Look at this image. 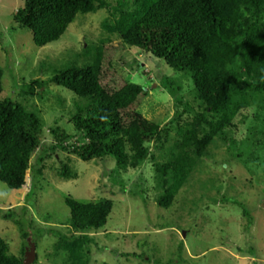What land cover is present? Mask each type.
I'll return each instance as SVG.
<instances>
[{
  "label": "rangeland",
  "instance_id": "374dc122",
  "mask_svg": "<svg viewBox=\"0 0 264 264\" xmlns=\"http://www.w3.org/2000/svg\"><path fill=\"white\" fill-rule=\"evenodd\" d=\"M24 1L0 0V67L4 71L0 98L10 93L18 100L27 98L26 105L44 117L46 133L31 159L23 187L14 189L0 181V234L10 252L22 256L27 242L26 250L35 244L36 257L30 264L67 262V255L55 244L59 233L75 234L65 202L71 196L84 203L104 198L114 203L107 224L88 232L93 240L90 264H264V110L254 106L245 112L250 114L246 123L230 134L237 139L236 144L215 138L171 205L160 206L158 197L164 188L156 165L167 160L174 142L181 138L175 123L168 124L177 105L163 79L170 78L174 88H180L177 93L183 101L196 108L199 103L192 78L175 71L165 60L124 44L118 34L109 33L104 23L111 19L113 7L78 14L59 40L39 47L32 31L13 19ZM102 38L111 39L103 48L104 80L115 86L128 82L144 86L145 91L128 109L162 126L161 138L149 144L151 156L137 168L120 170L110 156L83 161L60 149L55 154L48 151L56 141L49 131L55 123L72 133L69 143L80 138L69 118L76 103L83 104L84 99L53 83L46 87L43 99L19 94L24 82L47 79L69 62L82 65L85 50ZM261 97L264 94L258 96V103ZM183 119L191 120L192 116L185 113ZM44 153L39 165L38 156ZM63 162L71 165L77 178L59 174ZM41 167L42 174H37ZM234 201L251 212L250 230L246 229L243 207ZM8 210L21 219L29 233L27 241L13 219L3 218Z\"/></svg>",
  "mask_w": 264,
  "mask_h": 264
},
{
  "label": "trees",
  "instance_id": "16d2710c",
  "mask_svg": "<svg viewBox=\"0 0 264 264\" xmlns=\"http://www.w3.org/2000/svg\"><path fill=\"white\" fill-rule=\"evenodd\" d=\"M110 7L111 19L104 23L109 33L118 34L128 46L165 60L175 71L186 72L194 84L196 108L183 101L177 93L180 88L175 89L170 78L163 79L177 105L168 124L175 123L181 136L167 160L156 165L164 188L158 204L169 207L215 138L236 144L237 139L230 134L246 123L250 114L245 112L257 106L264 110V97L256 101L264 94V0H25L13 19L31 30L34 43L42 47L59 40L78 14ZM110 41L102 38L92 49L87 48L82 65L69 62L47 79L24 82L19 94L43 99L46 87L53 83L84 99L83 104L76 103L69 118L80 138L69 143L72 133L55 123L49 131L56 141L48 151L55 154L60 149L83 161L110 156L120 170L137 168L151 156L149 144L161 138L162 126L128 109L145 91L144 86L135 82L115 86L104 80L103 48ZM3 77L0 67V95L4 92ZM24 101L13 93L0 98V181L14 189L26 183L31 159L46 133L44 117ZM185 113L192 119L184 120ZM45 156L39 154V165ZM42 168H37V174H42ZM59 174L67 179L78 177L68 162L61 164ZM65 202L75 234L59 233L55 248L67 255L64 264H90L93 240L88 232L107 224L114 203L109 198L84 203L71 196ZM234 202L243 207L246 229L250 230L251 212L243 203ZM3 218L13 219L27 241L29 233L21 219L9 210ZM25 245L22 256L12 254L0 234V264H24Z\"/></svg>",
  "mask_w": 264,
  "mask_h": 264
},
{
  "label": "water",
  "instance_id": "95a60500",
  "mask_svg": "<svg viewBox=\"0 0 264 264\" xmlns=\"http://www.w3.org/2000/svg\"><path fill=\"white\" fill-rule=\"evenodd\" d=\"M184 236H186V233L184 232ZM36 254H35V244H31L29 248H27L24 258V264H30L35 260Z\"/></svg>",
  "mask_w": 264,
  "mask_h": 264
}]
</instances>
